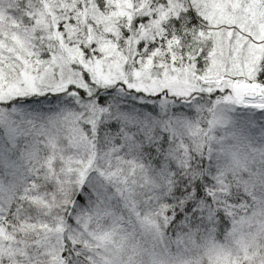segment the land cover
Returning a JSON list of instances; mask_svg holds the SVG:
<instances>
[{
  "label": "snow or ice",
  "instance_id": "6c2138e0",
  "mask_svg": "<svg viewBox=\"0 0 264 264\" xmlns=\"http://www.w3.org/2000/svg\"><path fill=\"white\" fill-rule=\"evenodd\" d=\"M0 264H264V0H0Z\"/></svg>",
  "mask_w": 264,
  "mask_h": 264
}]
</instances>
